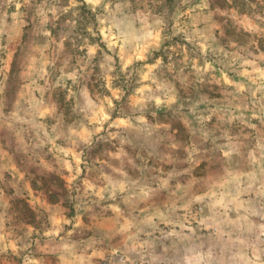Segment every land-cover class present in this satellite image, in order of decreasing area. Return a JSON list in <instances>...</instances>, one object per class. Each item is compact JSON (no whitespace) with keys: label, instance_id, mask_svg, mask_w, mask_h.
<instances>
[{"label":"rangeland","instance_id":"rangeland-1","mask_svg":"<svg viewBox=\"0 0 264 264\" xmlns=\"http://www.w3.org/2000/svg\"><path fill=\"white\" fill-rule=\"evenodd\" d=\"M71 1L53 0L60 4L52 8L51 0H0V33L13 37L6 42L29 46L41 30L72 34L62 41L70 62L85 63L91 70L89 100L54 103L63 115L60 119L39 118L37 111L27 115L28 128H35L37 139L43 136L42 128L56 124L87 127L81 134L85 146L75 141L79 149L69 154L74 158L69 164L60 162L46 170L29 167L31 174L42 177L39 191H52L57 197L52 200L66 199L67 184L74 194L68 206L64 204L68 212L63 210V220L55 228L59 232L57 260L48 254L50 258L41 264H264L263 175L252 173L249 189L234 184L236 188L222 200L220 220H214L219 216L214 207V175H221L223 166L220 161L214 167V132L229 131L238 137L264 129V84L258 90L253 83L242 86L226 81L228 76L250 75L248 68L256 70L251 77L264 80V0L214 1L225 10L220 45L226 50L214 54L181 51L189 43L174 35L178 31L182 35L188 25L175 8L185 12L189 4L135 0L136 10L144 13V26L151 22L145 13L150 7L161 14L170 32L159 45L139 55L120 50L114 0ZM47 15L60 19L46 21ZM242 16L261 24L251 29L242 23ZM48 40L42 41L49 46ZM84 45L94 49L90 53L75 50ZM33 58L34 54H21L16 64L22 66ZM18 72L14 67L12 79ZM20 88L0 87V93L9 97L4 104L11 107ZM43 89L49 92L51 85ZM26 105L37 109L33 101ZM81 109L89 115L83 117ZM104 174L113 182V191L99 198L109 184ZM113 174L117 178L110 177ZM146 188L148 196L143 194ZM135 190L142 193L138 198L132 197ZM100 202L105 208H100ZM13 205L25 206L18 199ZM117 205L122 212L115 210ZM42 218L47 222L42 226H50L46 214ZM116 226L118 236L106 232ZM69 231H74V241L68 239ZM12 264L34 263L28 259Z\"/></svg>","mask_w":264,"mask_h":264},{"label":"crops","instance_id":"crops-1","mask_svg":"<svg viewBox=\"0 0 264 264\" xmlns=\"http://www.w3.org/2000/svg\"><path fill=\"white\" fill-rule=\"evenodd\" d=\"M100 1L106 3L108 0ZM179 1L181 5L189 4L191 7L185 12L183 8L178 9L177 6L175 8L177 12H182L188 25L187 31H183L182 35L181 31H178L179 35H174L184 37L189 43L182 47L181 51L199 54L226 51L225 46L220 45L222 42L221 21L225 16L224 8L218 6L214 2L215 0ZM41 3L43 2L41 1ZM71 3L77 4L78 2L75 3V0H72ZM56 4L60 3L51 0L52 8H56ZM112 4L115 37L121 41L120 50L129 51L130 55L149 52L170 33L165 29L161 14L153 11L152 8L148 7L145 11L151 21L146 27L141 22V13L143 12L140 13L135 8V0H114ZM59 19V16L55 18L47 15L44 20ZM65 21L71 22L70 19ZM155 22H160L161 25H156ZM243 22L249 24L251 29L261 24L260 21L257 24L248 16H242ZM251 29L246 30L251 33ZM22 36L26 35L23 33ZM34 36V44L12 46L10 42H6L13 38L11 33H0V87L5 88L10 85L21 87L16 95V100L13 97L14 104L11 107L4 104L8 103L7 98H9L6 93H0V264H12L15 261L19 263L22 260L26 262L28 259L34 264H41L43 260L50 258L48 254L57 260L59 232L55 228L58 226L59 220H63L64 211L68 212V210H64V204L67 207L69 196H74V194L69 188L70 184H67L66 199H62L61 202H58L57 199L52 200L54 196L52 191H39L37 185L39 181H42V177L31 174L29 167L46 170L49 167L52 169L54 165H60V162L69 164V161L74 159L69 158V154L74 155L79 149L76 147L75 141H81L84 146L86 143L85 137L81 135L87 129L85 126L81 128L67 123L42 128L43 136L40 139L33 136L36 133L35 128H28L27 115L28 113L32 114V111H37L35 116L39 118L54 116L56 119H60L63 115L54 103L89 100L92 82L88 77L89 71H91L88 66L85 63L72 64L68 48L62 45V41H66L67 37L72 34L63 35L54 33L52 30H41ZM43 38L50 39L47 42H51V44L49 46L44 44ZM56 38H59L60 42L56 41ZM92 49L94 48L84 45L76 47L75 50L90 53ZM16 54L19 55L17 58H15ZM21 54H34V58L19 67L16 63L21 62L19 61ZM66 55L65 60L69 61L65 63L61 57L65 58ZM10 56H12L11 60ZM14 67L21 72L20 74L18 72L19 76L14 74L12 79ZM255 71L248 68L247 74L250 75H246L242 79L228 76L227 84H243L242 86H245L244 84L253 83L252 85L258 87L259 90L264 84V80H256V77H251L256 73ZM47 85H51V89L45 93L43 88ZM32 88L33 90H31ZM27 91H31L29 92L31 94L28 95ZM259 93L261 92L259 91ZM60 96L63 97L60 98ZM261 98L264 99V93ZM32 101L37 105L35 110L26 105L27 102L31 103ZM48 102H51L50 106H48ZM72 108L70 113L72 112L74 116L76 111L73 106ZM28 109L31 112H28ZM261 110L264 112V102H262ZM80 112L83 113V117L89 115L88 110L81 109ZM52 135H54L53 138ZM252 149L253 152H251ZM220 161L223 164L222 174L214 175V207H217L219 216L214 217V220L217 218L220 220L224 206L222 200L229 195L232 189L236 186L241 187L242 190L249 189L252 173L264 176V129L238 137L229 131L214 132V167L220 165ZM252 166H254L253 169ZM113 168L116 172L120 171L116 165ZM113 175L110 177L117 178L116 174ZM102 178L109 184L105 185L98 195L99 198H106L101 195L109 193L111 196L113 190L110 185L113 182L107 180L106 174ZM260 178L262 179L261 176ZM61 179L62 182L66 179L65 181L69 183V179L66 177H61ZM16 182L19 183L18 187L15 185ZM13 184L15 186L10 189ZM148 189L146 188V193H143L146 196L150 194ZM135 191L136 193L132 197L138 198L142 193L139 190ZM54 198L57 197L54 196ZM15 199L23 201L25 206L22 208L14 206ZM100 208H105L101 202ZM93 209L96 210L95 207ZM27 210L30 212L29 217ZM115 210L123 211L120 205H117ZM45 214L50 226L44 227L42 223L46 225L47 222L43 221L42 217ZM118 230L119 227L116 226L115 229H107L106 232L113 231L115 236H118L120 234ZM68 233L71 234L68 239L74 241V231Z\"/></svg>","mask_w":264,"mask_h":264}]
</instances>
